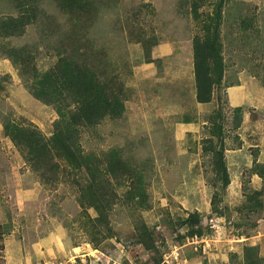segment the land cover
<instances>
[{"label":"rangeland","instance_id":"1","mask_svg":"<svg viewBox=\"0 0 264 264\" xmlns=\"http://www.w3.org/2000/svg\"><path fill=\"white\" fill-rule=\"evenodd\" d=\"M24 1L34 23L0 40V264H264V0H81L72 14ZM12 3L0 18L18 14ZM196 36L220 43L207 103ZM11 49L40 72L76 50L121 102L76 136L84 161L116 153L128 166L96 182L106 222Z\"/></svg>","mask_w":264,"mask_h":264},{"label":"trees","instance_id":"2","mask_svg":"<svg viewBox=\"0 0 264 264\" xmlns=\"http://www.w3.org/2000/svg\"><path fill=\"white\" fill-rule=\"evenodd\" d=\"M9 2H13L18 14L0 18V40L19 36L26 25L34 23L29 19L35 18L33 7L26 8L23 0H9ZM88 6V2H81V0H62L61 2V8L66 12L70 11V14L77 13L83 7L88 8ZM192 44L196 101L207 103L211 101L215 84L214 65L220 63L218 54L220 43H215V37L209 40L196 36ZM13 51L12 49L9 51L13 60L25 75L31 76L32 95L47 104H54L60 116L62 122L57 124L51 139L53 148L61 152L67 163L76 167H84V172L90 179H86L88 185L84 188L83 197L89 207L95 208L101 221L106 222L105 205L108 200L106 194L103 193L105 191L99 193L96 182L105 177L113 178L119 172L124 174L128 171V166L120 160V156L116 153L110 155L106 164L101 161L90 163L84 161L76 136L79 127L96 124L105 116L119 113L121 102L116 98H112V101L109 99L108 81L98 77L92 67L81 63L83 58L77 56L76 50L67 56L59 54L56 63L43 72L35 66H32V69L29 68L28 58L24 57V51L16 53ZM237 111L240 109L237 108ZM33 134L29 132L27 141H30L29 138L32 137L30 135ZM188 222L190 225L196 224L198 215H190ZM1 237L0 232V240Z\"/></svg>","mask_w":264,"mask_h":264}]
</instances>
